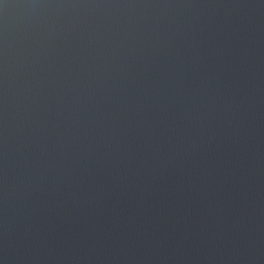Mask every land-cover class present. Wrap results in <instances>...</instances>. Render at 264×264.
<instances>
[{"label": "water", "instance_id": "obj_1", "mask_svg": "<svg viewBox=\"0 0 264 264\" xmlns=\"http://www.w3.org/2000/svg\"><path fill=\"white\" fill-rule=\"evenodd\" d=\"M0 264H264V0H0Z\"/></svg>", "mask_w": 264, "mask_h": 264}]
</instances>
